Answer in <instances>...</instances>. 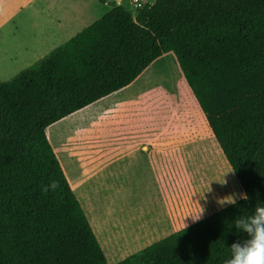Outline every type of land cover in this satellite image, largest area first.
I'll return each mask as SVG.
<instances>
[{"label": "trees", "instance_id": "trees-1", "mask_svg": "<svg viewBox=\"0 0 264 264\" xmlns=\"http://www.w3.org/2000/svg\"><path fill=\"white\" fill-rule=\"evenodd\" d=\"M107 11L0 80V264H109L47 128L172 54L243 194L116 264H225L235 218L264 204V0H96ZM58 181L47 194L44 185Z\"/></svg>", "mask_w": 264, "mask_h": 264}, {"label": "crops", "instance_id": "crops-1", "mask_svg": "<svg viewBox=\"0 0 264 264\" xmlns=\"http://www.w3.org/2000/svg\"><path fill=\"white\" fill-rule=\"evenodd\" d=\"M125 1L130 6L131 0ZM146 2L152 4L154 0ZM1 14L2 12L0 17ZM148 69L154 75L165 70L172 90L182 94L184 106L189 105L190 98L195 100L170 53L154 60L146 68ZM134 82L114 93L119 94L115 99L105 103L110 98L108 96L86 108L90 109L101 102L96 109H90L84 128L90 125L91 120L94 123L96 119L95 125L99 120H108L105 125L109 126L107 132L97 129L93 146L80 145L79 148L64 152L68 159L78 164L77 169L84 183L93 181L91 198L94 199V206L90 204L89 210L95 216V235L107 262L109 258L113 260L118 251L127 252L137 247H147L154 241L210 216L228 206L231 199L224 190L217 192L212 187L216 181L215 172L220 174L222 168L217 169L215 166L214 151L217 143L206 127L207 124L195 112L197 130L192 138L188 132L168 128L165 116L162 127L160 123L151 126L150 99L146 94H130L129 89ZM131 106L134 107L133 114ZM82 133L91 132L83 130ZM178 135L180 138L177 139ZM225 160L222 159L219 163L224 167L221 173L228 178L230 175L231 178L233 172L229 171V164L226 165L228 162ZM209 164L213 167L212 171L208 168ZM63 168L67 178V171L70 169ZM107 172L112 184L109 188L105 180ZM197 183L200 187L196 186ZM79 187L81 195L87 200L81 184ZM242 193H237V201ZM215 195L218 196L217 199ZM113 197L127 201L121 214L122 226L108 210V205L100 203L101 199ZM218 199L224 204L221 203L215 210ZM82 209L84 210L83 207ZM198 215L199 218L195 219Z\"/></svg>", "mask_w": 264, "mask_h": 264}, {"label": "rangeland", "instance_id": "rangeland-1", "mask_svg": "<svg viewBox=\"0 0 264 264\" xmlns=\"http://www.w3.org/2000/svg\"><path fill=\"white\" fill-rule=\"evenodd\" d=\"M124 1L125 0H122V2ZM129 7L131 9V6ZM106 11L107 6L100 5L96 0H0V13L2 12V17H0V80L7 81L22 70L32 66L38 60L45 57L50 51L62 45L82 29L89 26ZM170 55L173 57L172 54ZM173 60L177 66L174 57ZM166 74L165 70H162L156 72V75H154L151 69H148L135 80L129 92L131 95L134 94L136 96L148 95L151 104L149 114L151 126H155V123H160L162 127L163 118L165 116L168 128L174 127L177 128L178 131H184L183 133L188 132L189 137L192 138L194 131L197 130L195 112L206 125L205 118L196 101L192 98H190L189 105L184 106L182 94L179 91L176 92L172 90L168 82V75ZM117 96H119V94H111L110 98H108L105 103L110 99H115ZM98 104L92 106L90 109H96ZM86 108L49 126L47 128V137L62 168L64 166L68 170L69 167L70 171H67V178L70 186H72L76 197L82 204L92 229L95 234H97V226L95 227L96 219L89 210L90 204L94 206V199L91 198L93 195L91 193V189L94 186L93 181H88V183L85 184L82 175L77 169L78 164L72 162L71 159H68L66 155H64V152L72 151L73 148H79L80 145L86 147L93 146L95 143V131L99 129L107 132L109 128V126H105L108 120H99L95 125V119L94 123H92V120L89 121L90 125L85 129L84 121H88L86 118L90 112V109ZM130 111L133 114L134 107L131 106ZM83 130L90 131L91 135L82 133ZM178 138H180V135L177 136V139ZM214 156L215 166L217 169L222 168V172L224 167L219 165V163L220 160H225V157L222 155L217 144H215ZM226 165H228V163ZM228 167L229 171L232 173L229 165ZM208 168L210 171L213 169L211 164H209ZM221 172L218 174L216 171L214 174L216 181L214 185H212L213 190L215 189L217 192L224 190L231 198H236L237 193L239 191L242 192L238 181L233 174H231V178L230 175L228 178V176L226 177V175ZM105 180L106 186L108 188L111 187L112 184L109 172H107ZM80 184L88 201L79 191ZM196 186L200 187V184L197 183ZM102 196L104 198V195ZM215 197L216 199L218 198L217 195H215ZM218 201L219 203H215V210L223 203H220L219 199ZM230 202L231 199L229 205ZM100 203L101 205L102 203H105V206L108 205V210L112 212L115 220L122 226L123 221L121 214L122 210L126 208L127 201L121 200L118 197H113L107 200L101 199ZM103 234L105 235V233ZM113 246L118 245L113 244ZM143 248L137 247L133 249V251L127 252L124 250L118 251L113 260L110 258L108 259V263L116 264L123 258Z\"/></svg>", "mask_w": 264, "mask_h": 264}, {"label": "clouds", "instance_id": "clouds-1", "mask_svg": "<svg viewBox=\"0 0 264 264\" xmlns=\"http://www.w3.org/2000/svg\"><path fill=\"white\" fill-rule=\"evenodd\" d=\"M58 181H51L44 185L41 191L47 194L59 188ZM240 199L247 200L246 194ZM230 204H236V198H231ZM199 215L195 218L198 219ZM234 227L238 233L245 234L246 238L234 241L229 249V258L225 264H264V204L256 205L245 215L235 218Z\"/></svg>", "mask_w": 264, "mask_h": 264}, {"label": "built area", "instance_id": "built-area-1", "mask_svg": "<svg viewBox=\"0 0 264 264\" xmlns=\"http://www.w3.org/2000/svg\"><path fill=\"white\" fill-rule=\"evenodd\" d=\"M146 2V0H131L130 6L132 10L141 8Z\"/></svg>", "mask_w": 264, "mask_h": 264}]
</instances>
